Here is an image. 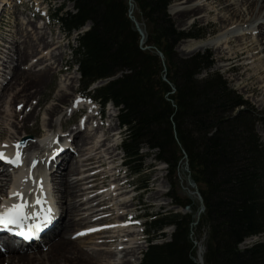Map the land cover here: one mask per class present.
<instances>
[{
  "label": "trees",
  "instance_id": "obj_1",
  "mask_svg": "<svg viewBox=\"0 0 264 264\" xmlns=\"http://www.w3.org/2000/svg\"><path fill=\"white\" fill-rule=\"evenodd\" d=\"M67 1L74 13L59 19L67 33L90 23L74 50L81 88L107 81L91 97L118 109L126 165L140 175L146 157L165 164L168 196L191 211L162 214L147 225L150 236L166 226L174 231L169 242L149 239L140 264H198L193 228L205 230L203 264H264V146L255 128L264 115L220 73L198 79L214 66L210 53L179 59L174 52L179 42L207 33L195 27L178 31L168 15L172 0H132L148 26L142 45L128 0ZM183 163L204 207L197 221L200 202L174 193ZM254 236L262 239L239 248Z\"/></svg>",
  "mask_w": 264,
  "mask_h": 264
},
{
  "label": "bare ground",
  "instance_id": "obj_2",
  "mask_svg": "<svg viewBox=\"0 0 264 264\" xmlns=\"http://www.w3.org/2000/svg\"><path fill=\"white\" fill-rule=\"evenodd\" d=\"M57 1L61 3L62 0ZM216 1H219L217 6ZM29 2L33 11L41 12L39 16L43 18L47 7H43L41 0H0V15L3 17L6 13L9 23L13 25L8 41L11 46L6 48L8 51L4 50V45L0 49V151L16 154L18 145L25 163L12 174L0 170V205L7 209L13 204L24 203L30 207L28 212L35 214L38 211L40 215L47 211L46 202L56 191L59 193L56 196L61 221L51 236L40 243L32 244L24 251L0 255V264H134L140 250L141 235L136 231L137 224L126 217L127 213L133 212V199L129 198L133 190L117 189L119 181L113 180L116 177L113 163L117 136L115 133L109 135L115 132L113 126L104 127L100 123L102 119L99 120L89 106L73 98L71 108L85 110L84 126L79 124L69 130L75 155H67L71 152L63 150L65 144L48 151L57 141H61L52 131L53 125H57L59 130L64 126L59 122L60 117L56 121L52 119L58 113V104L46 109L48 119L42 122L43 135L21 144L27 123L34 120V108L30 109L29 106L30 110L25 113V104H28L26 96L32 84L38 85V80L46 74L34 68L47 61L44 59L46 50L52 45L40 33L45 26L42 19L33 21L29 13L24 14L23 9L17 10ZM169 10L177 20L198 17L203 23L213 20L222 25L220 31L210 39L183 43V52L211 48L220 63L238 59L237 62L243 65L242 71L256 76L259 87L264 90V0H177ZM215 13L216 17L213 16ZM2 20L0 17V24ZM40 44L44 49L38 50ZM38 55L43 57L38 59ZM34 58L37 62L34 61L33 66L20 68L27 60L30 62ZM7 68H11L9 77L5 74ZM70 79L58 82L53 94L54 101L63 104L67 102L68 89L74 93ZM263 105L264 101H261L259 106ZM60 150L61 162L68 159L69 165H61L57 177V170H46L44 167L49 157ZM47 171H50L49 174ZM69 175L74 179L69 180ZM106 179H112L107 187L104 186ZM95 190L98 192H91ZM17 191L22 197L12 195ZM157 193L161 195L162 191ZM151 200V196L147 197L146 203ZM161 205L166 206L167 203L164 201ZM111 212H114L113 216ZM55 235L59 237L48 244L56 238ZM44 247L43 251L23 254L32 251L30 249ZM199 250V256H202V249Z\"/></svg>",
  "mask_w": 264,
  "mask_h": 264
},
{
  "label": "rangeland",
  "instance_id": "obj_3",
  "mask_svg": "<svg viewBox=\"0 0 264 264\" xmlns=\"http://www.w3.org/2000/svg\"><path fill=\"white\" fill-rule=\"evenodd\" d=\"M176 1L177 0H172L171 6ZM47 2L49 3L50 6L48 5L47 7L49 8V12H48V17L46 18V20L45 18H41L40 16L36 20L33 19L32 14L26 10V9L30 10V7L33 9L31 2H29L30 7L28 6V4L27 5L23 4L25 7L19 6L17 8V10L23 9L22 12L24 14L29 13L32 16L33 21H38L42 19V21L45 23V26L42 29V31H40V33L41 35H43V38L46 39V41H51L50 43L52 44L49 47V49L46 50L47 56L44 59H46L47 61L44 64L38 66L37 68H34V70L38 69V71L41 70L40 72H44L46 74L43 78H40L38 80V85L32 84V86L30 87L31 91L26 96L28 100L26 101L28 102V104H25L27 105L25 106L26 108L25 113L28 112L30 109L34 108V120L27 123L26 133L23 134V137L31 136L32 140L40 138L43 135L44 129L42 128V122L43 120L48 119V117L46 118L45 116L46 109H48V107L52 105L54 106L58 104L59 106L58 113L56 114V116L52 118L53 121H56L57 118L60 117L59 119L61 120H59V122L60 123L62 122L63 123L62 125H65L66 121L68 120V109L67 108L70 106L73 98H75L77 91L80 90V86L78 83L79 76L77 75L76 67L73 64V60H74L73 59V49L76 48V42H75L76 39L74 36H72L71 38H68V37L66 38V36L63 35V32H61V30L58 28L57 23H56V16L58 15L61 16L67 12H73V8L70 5H66L64 3V0H62L61 3H58L57 0H47ZM218 2L219 1H216L215 3L216 6ZM128 5H129V11L131 12V15L133 16L134 21L138 25V28L140 29V31H142V35L145 39L146 32L148 31V26H146V24L143 22L136 4L132 0H128ZM168 15L171 21L173 22L174 27L180 32H188V31H191L193 27H195V29H199L200 31L207 33L205 35V38L201 40H197V39L196 40H184V41L179 42V44L174 49V52L177 58L188 59L198 53H205V52L210 53L212 55L214 66L212 69L208 70L207 72H202L201 75L198 76V79H204L208 73H213V72L220 73L223 76V78L229 83V85L234 89V91H236L240 96H242L251 105V107H253L255 112H257L260 115H264V105L259 106L261 101H264V90L259 87V82L257 81L256 76L248 75V72L245 73L242 71L243 65L240 62H237L239 61L238 59L230 60L223 64L218 61L216 54L211 48L197 50L194 52H183L182 51L181 45L183 43L190 42V41L199 42V41L210 39L218 31H220L222 25L219 23H216V21H213V20H209L208 22L203 23L198 17H193V18L190 17V18H184L182 20H177L176 17H174L171 14L169 9H168ZM12 16L14 17V15ZM213 16L216 17V13ZM12 27L13 25L9 23L7 19H4V22L2 24V28H4V30L0 29V41H4L8 39L7 40V43H8L10 36L12 34L10 33V31H12ZM143 37L141 36V39H143ZM5 45H7V47H5L4 50L8 51V49L6 48H8V46H11V45H9V43L8 44L5 43ZM41 49H44V48L40 44L38 50H41ZM144 49H147V48L144 47ZM158 55L160 59L163 60V56L161 54H158ZM40 57L42 58L43 56L38 55V57L36 58L39 59ZM29 59L31 58H28V60ZM28 60L25 64H22L20 66L21 69H24V67L29 68L33 66L35 62H37L36 59H35V62L34 60H31L30 62ZM65 78L67 79L72 78L70 79L69 83L73 82L72 86L74 87V93L72 91H69L68 89L67 93H69V95L67 97V102L64 101L65 103L62 104V103H58L57 101H54L53 94L55 90L57 89L58 82L61 79H65ZM27 93L28 92H26V94ZM29 106H30V109H29ZM21 107H24V105H21ZM109 114H111L112 116L110 117ZM116 115H117L116 110L107 108L104 113L105 121H106L105 125H108L110 123L111 126H113V128L115 129V132H113V134L119 133L116 137V140L117 142L120 143L122 137L124 136V132L118 126V123L116 121ZM107 117H109V119L110 118L112 119L108 120ZM71 122L72 123L68 125V127L67 125H65L66 128H68V131L71 128H75L74 125H76V123H74V120H72ZM54 126L55 125H53V127ZM65 126H63L60 129L65 128ZM53 127H52L53 132H57L59 130L57 125L54 128ZM256 131L260 138L261 144L264 146V126H262L261 124H258L256 126ZM109 135H112V132L111 134L109 133ZM114 155H116V158L113 163L114 166L119 164V158L121 161L124 160V155L121 152L120 148L114 149ZM142 155L143 156L147 155V150L145 148L142 149ZM141 167L143 168V172L140 175H133L131 171L127 168H125V171L127 175V182L129 183V185L132 188L133 187L137 188V191L136 189H130V190H133L131 195L133 194L135 196V198L133 199L134 208H133L132 213H134L135 216H137L136 221L139 223H142V226L138 227L137 225L136 231H138L141 236H142V233L140 231H143L144 232L143 238L147 239L148 229H146V227L144 228V223L149 222V217L158 216L160 214L179 216V215H184L183 213H187V212L184 211V208L182 206H179L181 209L172 208L171 199L168 196L171 192V186L169 185V182H167L168 175H167L166 166L164 164L156 163L153 157H146V160L141 165ZM180 170L181 172H178L177 179L175 181V190H174L175 195H177L181 199H185V197L190 196L191 200L197 201L195 195L193 194V190L189 187L190 185L188 183V178H187L188 174H187L185 163L181 165ZM116 173H117V167H116ZM121 176H122V173H120V177ZM68 179L73 180L74 178L73 176L69 175ZM112 179L104 180L105 182H108L107 186L109 185V180L112 181ZM125 179L126 177H123L122 179H116V177H114L113 180L119 181L120 184L124 183L119 188H121L123 191H129V190H126V187H123L124 185H127V183L124 182ZM159 190L162 191L161 195L157 193ZM55 195H59V193L55 191ZM149 196H151L152 200L151 202L146 203L147 197ZM164 201L167 203L166 206L161 205V203ZM113 213L114 212H111L112 216H113ZM132 213H129V215H126V217L130 216ZM63 219L64 218L62 217V221H64ZM127 220L129 219L127 218ZM129 221H132V218ZM137 222L134 221L133 224H136ZM131 223L132 222H130V224ZM165 229L163 230V232L165 231ZM204 234H205L204 229H200L198 231L195 228H193L192 239L193 241L196 242L197 247H199V249H204V243H205ZM141 236H140V241H139L141 243L140 250L138 251L137 259L134 262V264H138V261L140 259V254L142 251H144L146 247V242L141 240ZM54 237L56 238L52 239L48 244L53 243V241L56 240L59 237V235L58 236L55 235ZM261 237L262 236H259L258 238L262 239ZM257 240L258 239L247 240L245 244L243 245V247ZM45 248L46 247L30 249V250H32L31 252H38V251H43ZM197 252H198V248H197ZM28 253H30V251L23 253V254H28Z\"/></svg>",
  "mask_w": 264,
  "mask_h": 264
},
{
  "label": "snow or ice",
  "instance_id": "obj_4",
  "mask_svg": "<svg viewBox=\"0 0 264 264\" xmlns=\"http://www.w3.org/2000/svg\"><path fill=\"white\" fill-rule=\"evenodd\" d=\"M16 147H17V152L14 159L8 161L6 158L3 157V153H0V159H5V162H10L15 164L16 166H19L21 162L20 161L21 153L18 150L19 146L17 145ZM12 195L18 198L22 197V194L19 191L12 193ZM24 208H25V204L19 203V204H13L11 205V207L3 211H0V223H5V224L18 223L22 218H24L25 215ZM47 211L49 214L51 213V209H47ZM47 222H49L48 216L45 217V223ZM37 228H39V225H37ZM89 231H91V229Z\"/></svg>",
  "mask_w": 264,
  "mask_h": 264
},
{
  "label": "water",
  "instance_id": "obj_5",
  "mask_svg": "<svg viewBox=\"0 0 264 264\" xmlns=\"http://www.w3.org/2000/svg\"><path fill=\"white\" fill-rule=\"evenodd\" d=\"M129 17H130V19L133 21V23L135 24V26H136L138 32H139V33L141 34V36L143 37V35H142V31H140V29L138 28V25L136 24V22L134 21L132 15H131V12H129ZM191 186L194 187L193 184H191ZM198 199L201 200L200 197H198ZM203 212H204V207L201 205V206H200L199 213H198V216H199L200 213H203ZM199 263L202 264V262H201L200 259H199Z\"/></svg>",
  "mask_w": 264,
  "mask_h": 264
}]
</instances>
